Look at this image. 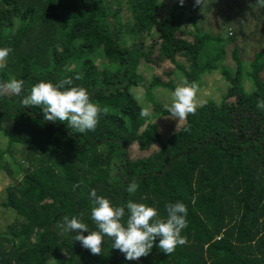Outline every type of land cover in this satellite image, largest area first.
Segmentation results:
<instances>
[{
	"label": "trees",
	"instance_id": "1",
	"mask_svg": "<svg viewBox=\"0 0 264 264\" xmlns=\"http://www.w3.org/2000/svg\"><path fill=\"white\" fill-rule=\"evenodd\" d=\"M189 2L167 10L162 0H0V86L24 82L19 95L0 87V205L16 216L0 228V264H264V111L256 108L264 99V7ZM184 10L194 13L188 21ZM206 20L210 31L201 28ZM210 43L220 49L209 57ZM225 60L233 66L219 69ZM212 71L224 79L221 97L196 104L166 138L153 118L170 116L154 90L173 93L180 72L197 92ZM65 79L107 109L94 131L45 121L42 106L22 104L33 85ZM140 88L153 104L147 117ZM132 181L135 193L126 190ZM92 189L114 206L155 207L164 220L168 203H184L185 243L170 255L154 245L128 261L109 238L92 254L59 227L75 216L96 230Z\"/></svg>",
	"mask_w": 264,
	"mask_h": 264
},
{
	"label": "clouds",
	"instance_id": "2",
	"mask_svg": "<svg viewBox=\"0 0 264 264\" xmlns=\"http://www.w3.org/2000/svg\"><path fill=\"white\" fill-rule=\"evenodd\" d=\"M183 4L184 0H180ZM199 4L200 0H196ZM264 7V0H257ZM7 51H0V57ZM72 80L65 79L58 83L41 81L31 87L30 94L22 99L27 107L42 106L45 121L67 122V126L78 133L94 131L99 123L101 109L90 99L89 93L82 87H74ZM15 94L24 90L22 80L12 79L6 85L0 86ZM195 86H177L172 93L171 103L165 110L173 119L183 120L196 111ZM256 108L264 111V99L257 100ZM142 116L149 115L147 110ZM138 186L135 181L127 185L129 193H135ZM93 207L90 219L96 230L90 231L89 225L77 217H63L59 225L62 233H75V241L91 251L94 255L102 253V242L112 238L113 248L125 255L128 261L139 260L148 256L154 245L165 254L173 253L178 245H183L185 239L182 230L187 227V208L184 203L176 201L166 205L167 219H160L155 207L128 201L122 206H114L107 197L99 195L95 189L90 191ZM126 221L122 222L125 220ZM87 232L88 235H84ZM157 240L159 241L157 244Z\"/></svg>",
	"mask_w": 264,
	"mask_h": 264
},
{
	"label": "rangeland",
	"instance_id": "3",
	"mask_svg": "<svg viewBox=\"0 0 264 264\" xmlns=\"http://www.w3.org/2000/svg\"><path fill=\"white\" fill-rule=\"evenodd\" d=\"M162 1L167 6V10H172V8H173L172 5L174 3V0H162ZM186 1H187V4H190L189 0H186ZM184 13H185L184 18L187 21H188V18L190 16L194 15L192 10H184ZM204 17H207V14H204ZM219 20L220 19L217 18V20L212 21L213 22V25H212L213 31L217 30V27H218L217 23L219 22ZM187 24L189 25V23H187ZM199 24L201 25L202 21ZM201 26H202L201 28H203L204 31H207V30L210 31L211 30V29L207 28V20H206L205 24H203ZM189 27H190V29L193 28V26H191V25H189ZM218 48H219L218 45H216L214 43L208 44L207 45V54H208L207 56L210 57L209 54L210 53L214 54L216 49L218 50ZM248 50H249L248 53L245 54V56H244L246 64L250 63V57L249 56H250L251 50L250 49H248ZM227 54H229V52H227ZM184 64H187V62H185ZM164 66L167 67V64ZM217 66L219 69H223L225 66L232 67L233 63L231 60H225L223 62L217 63ZM145 71L148 73V75H146V77H148L149 76V70H145ZM175 80H176L177 86H183V77H182V74H180V72L176 73ZM224 84H225L224 79L222 78V75L219 71H212L211 73H205L203 75V80L201 81V86L199 88L200 90H198L196 92V94H197L195 96L196 104L201 105L204 102L217 101L221 97V90H223ZM135 93L137 95V98L144 105V107L146 106L145 109L148 111V113L150 115L152 113H154L152 102L147 101L145 98V94H146L145 88H140L137 91H135ZM152 94H153L154 99L157 102V104L163 108H165L166 105L171 103L172 92H170L169 90L158 89V90H154V92ZM161 116H162L161 114H156L155 117L153 118V121L159 122L161 124V129H162L163 134L165 135L166 138H168L173 131L179 130L184 123L183 120L173 119L171 117H165L164 118ZM6 145H7V139L5 137H0V150L5 149ZM14 157L18 158L19 155L15 154ZM18 159H20V158H18ZM0 188L2 190H4V188H5V180L2 178L1 175H0ZM15 217L16 216H15L14 212L7 211L0 205V228L1 229H4V227L7 224L14 222Z\"/></svg>",
	"mask_w": 264,
	"mask_h": 264
}]
</instances>
